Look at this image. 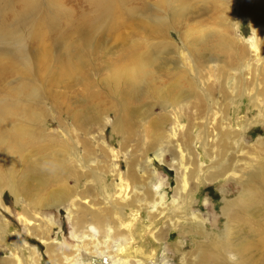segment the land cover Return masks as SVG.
<instances>
[{
	"label": "rangeland",
	"instance_id": "obj_1",
	"mask_svg": "<svg viewBox=\"0 0 264 264\" xmlns=\"http://www.w3.org/2000/svg\"><path fill=\"white\" fill-rule=\"evenodd\" d=\"M154 1L122 0L100 20L86 4L60 0L30 25L36 62L0 80V98L19 99L11 88L31 83L33 71L36 94L21 99L41 114L40 155L64 160L65 173L43 193L33 182L34 196L15 198L10 181L20 170L0 163V259L264 264V16L252 22V0H184L188 7L166 8V29L149 36L142 22ZM85 13L94 28L80 42L87 50L76 59L58 48L54 64L55 27L58 42L75 41ZM191 35L206 36L203 55L188 47ZM142 41L162 51L145 97L126 110L110 76L134 65L126 48ZM171 83L176 103L162 106L159 92ZM63 188L67 199L51 205L50 193Z\"/></svg>",
	"mask_w": 264,
	"mask_h": 264
},
{
	"label": "bare ground",
	"instance_id": "obj_2",
	"mask_svg": "<svg viewBox=\"0 0 264 264\" xmlns=\"http://www.w3.org/2000/svg\"><path fill=\"white\" fill-rule=\"evenodd\" d=\"M58 1L60 2V0H0V56H2L0 60L7 64L5 68L0 67V80L6 79L8 73L13 71L17 66L21 65L24 69H29L35 64L37 59L36 51L34 50L32 42L26 39V35L27 33L31 35L30 25L34 28L38 19H42L44 14L48 13L49 15H54L56 13L55 10L59 4ZM74 2L77 4H86V10H93L96 16L100 20H103L112 11L110 5L122 3V0H74ZM154 2L155 4H147L144 8L149 21L142 22V29H144L149 36L151 34L156 35L157 32L161 33L166 29L164 20L166 16L164 11L166 8L173 11L175 2H180L184 9L188 7L184 0H155ZM248 4L253 8V14L256 17V21L252 22L261 24L264 16V0H256L255 4H253L252 0ZM89 14H82L77 20L78 24L76 25V29L79 31L76 33L77 39L75 41L62 39L58 42V26L55 27V31L49 39L54 44L51 48V50L55 52L54 64L58 65V48L62 53L67 52L76 59L81 57L83 50H87L81 47L80 42L87 44L90 40L89 34L92 36L94 34V28L85 24V22L82 23L81 18H85ZM169 15L175 16L174 13ZM205 40L206 36L195 37L191 35L188 47L194 49L193 52L198 56L200 52H202L203 55V50L206 46L203 48H201V46L205 44ZM38 48H40V46ZM216 48L221 49V43H218ZM126 49L129 50L127 53L132 54V58H136L137 61L133 66H124L120 70H114L113 74L110 76V80L114 83L120 82V87L123 88L119 93L121 105L126 110H130L132 101L143 99L146 95V89H148L150 83L155 80L154 78L152 80L153 71L150 70L149 66L152 65L154 56L162 50L157 47H152L147 42L143 41L137 43L134 48L129 47ZM137 49H144V52L136 53ZM170 50V48H167L164 52H169ZM29 72L32 75L31 83L21 81L18 82L16 87L11 88V91L20 97L19 99L12 100L7 97L0 98V163L4 166L13 168L11 171L12 175L16 174L17 170H20L18 181H10V191L15 198L21 196H34V193L37 191L32 190L30 187L33 182H36L40 186L39 192L43 193L45 192L46 185L50 184V181L58 183L63 181V174L65 173L63 167L65 165L64 160H58V158L56 159L52 154L40 155L41 149L39 145L41 141H43V138L33 127L37 125V127H42L39 124L41 114L27 108L21 99L36 94L33 81L36 80L37 77L34 75L33 71L29 70ZM166 87H168V85ZM169 87L171 88L169 93H166L168 90L159 92L160 96L165 98L161 102L162 106L168 103H172L171 105L176 103L174 101L176 95L172 94V92L176 90L178 86L171 83ZM177 97L185 99L187 95L180 92ZM82 120L84 122L88 121L86 116L82 117ZM78 167L80 166L78 165ZM84 167L85 166L81 165V168L84 169ZM74 173L69 172L68 176L79 175L78 177H80L81 175L78 174V172L76 175H73ZM2 184L3 182L0 179V191L2 190ZM155 189L159 190L158 187H155ZM67 196L68 191L64 188L51 192V205H60L62 201L67 199ZM122 210L123 209H121V212ZM99 220V217H95L96 222ZM22 260L24 259L17 257L15 263H11L0 259V264H20ZM34 262H38V260L36 259ZM121 262L123 261L117 263L129 264V261H125L124 263ZM136 264H142V262L138 261Z\"/></svg>",
	"mask_w": 264,
	"mask_h": 264
}]
</instances>
